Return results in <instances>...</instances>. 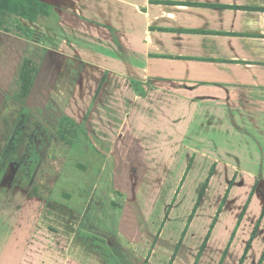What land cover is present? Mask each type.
I'll return each instance as SVG.
<instances>
[{
    "label": "crops",
    "instance_id": "0c3cea01",
    "mask_svg": "<svg viewBox=\"0 0 264 264\" xmlns=\"http://www.w3.org/2000/svg\"><path fill=\"white\" fill-rule=\"evenodd\" d=\"M41 1L55 7L70 42L47 46L24 99L31 108L55 114L59 123L63 116L74 119L81 129L69 149L83 153V158L73 163L78 168L73 180L75 194L66 186L57 187L58 200L51 190L40 195L32 184L46 155L34 153L33 147L44 145L41 137L48 144L55 129L40 122L28 126L25 132L29 133H24L3 175L0 173V264H110V256L99 248L98 237L90 230L98 224L94 201L99 182L109 191L121 192L119 204H104L102 220L110 224L116 217L120 235L134 248L133 264H154L167 220L159 232H149L144 218H150L155 208L138 197L137 180L154 172L161 191L166 179L172 178L181 149L189 152L185 158L189 166L170 210L187 181L194 180L197 193L203 192V196L175 250H168V257L175 253L171 264L183 254L215 178L241 183L246 176L252 180L251 198L258 199L260 213L244 264L264 228V173L244 168L239 159L221 156L219 145L211 140L210 150L201 149L207 147L204 144L210 136L201 135L202 130L194 125L198 126L200 116L203 120L206 116L204 128L210 129L212 116H223L228 123L225 128L249 135L264 157V0ZM4 29L0 27V49L8 51ZM77 53L85 57L79 58ZM164 129L171 135L162 136L165 146L176 141L179 147L168 161L149 159L148 149ZM35 131L40 132L37 142ZM91 171L95 182L91 180V187L84 188L85 176ZM63 175L71 182L72 175L65 171ZM228 188L232 190L229 184ZM221 195L214 197L210 209L224 208ZM117 206L120 212L114 217ZM221 209L213 224L208 223L205 246L196 264L208 253ZM239 230L240 226L230 246L222 250L219 264H226ZM109 234L100 240L111 242L112 248L113 233ZM143 246L151 248L147 258L145 253L141 255ZM201 248H186V256L192 258L189 264Z\"/></svg>",
    "mask_w": 264,
    "mask_h": 264
},
{
    "label": "rangeland",
    "instance_id": "374dc122",
    "mask_svg": "<svg viewBox=\"0 0 264 264\" xmlns=\"http://www.w3.org/2000/svg\"><path fill=\"white\" fill-rule=\"evenodd\" d=\"M0 17L4 20L3 22H5L3 26H5L4 30L7 31H5L7 35H5L4 38L6 43H9L10 46L8 51H5V49L2 51L0 49V173L3 175V172L7 168V162L23 140L24 133H29L25 132L28 126L31 124L34 125L36 122L44 123L55 130L52 140L48 144H46L43 137H41L44 145L41 147H33L34 153H40L42 151L41 153L44 152L46 156L44 163L40 166L37 177L34 178L32 188L40 193V195L43 192L47 194L49 193L48 191L51 190L50 192L55 194L54 197L56 200H58L59 195V193L57 194L58 190L56 191V189H58L57 187L61 190L68 186L67 188L75 194L76 189L74 188L75 182L73 180L74 172H78V170L75 171L76 165L74 166L73 163L78 157L83 158V153L78 151L72 152L69 149L73 144L68 145L65 141L70 139L71 135L67 134V140L62 139L60 123L55 114L43 113L38 108H31L26 104L24 99L25 81L21 78V73L24 69L23 64L27 59L34 63V65L39 64L47 51V46H58L57 43H63L65 40L66 42H70L68 38L69 31L60 25L59 19H57L53 12L48 16H39L36 22H31L27 19L23 20L21 16L11 11H2ZM29 29L31 32L28 36L27 32H29ZM10 33L13 36H11ZM60 52L62 53V51ZM119 52L121 55H125V52L121 50ZM83 56L85 57V55L77 53V57L81 58ZM31 75L32 74L29 76ZM205 119L203 120L202 116H200L196 122L198 126L194 125V129L199 131L202 130L201 135L210 136L209 141L204 144L207 145V147L201 149L210 150L212 147L209 144L212 141L215 145H219L217 149L220 150L219 153L221 156L233 159L234 161L239 159L244 168L254 171L261 170V172L264 173L262 168V166H264V157L259 152L260 147L255 144L254 140L249 135H245L244 132L239 135L233 134L229 127L225 128L228 123L223 116H212L211 122H214V126H210V129L205 127L206 131H204ZM218 120L220 122H218ZM209 122L210 120L207 121V124ZM67 128L72 129L70 123L67 124ZM165 130L166 129L161 131V136L156 141L154 147L148 149V155L151 156L149 159H152V157H160L161 160L168 161L169 155L171 157L175 150H177V147H179L178 145L180 143L176 145V141L174 145L169 144L165 146V139L162 136L164 134L169 137L171 136L170 133L168 132L167 134ZM39 135L40 132L35 131V142L40 139ZM217 139L218 143L216 142ZM199 144L202 143H198V145ZM20 148L21 147H19V152H21L22 149ZM177 153H179L177 167L173 170V173H171L172 178L166 179L161 187V191L159 188V181L153 175L154 172L153 174L150 173L139 177V180H137L139 182L138 197L145 202H150V205L155 208L150 218H144L146 224H148L147 226H150L149 232L151 234H153L155 230L159 232L162 225L167 220L162 235L164 236V241L162 242V247L160 250L158 249L155 255L154 264L171 263L170 259L172 258L170 257L172 256L168 257V250L171 248L174 251L180 238L183 236L200 193H197V185L194 180L187 181L188 184L186 182L187 186L185 184L182 188L174 210H170L171 204L176 198V193L183 180L184 173L189 166V162H185V158H187V155L189 156V152L187 154L186 150L181 149ZM69 155H72L71 158H69ZM67 160L68 163L66 164ZM64 171L67 172V175H72L71 182L63 175ZM94 173L95 172L91 171V173L85 176L87 177V183L84 188L89 186L88 182L91 183V180L93 182L92 184H94L96 179ZM214 181L213 190L204 207L200 208L197 214L198 218H196L194 222L195 225L188 233L185 241V250L188 247L187 250L191 251L194 249L195 251L197 247L199 248L202 246V243H204L208 235L209 221L211 220V224H213L215 217L219 214V209H221V206L215 210L210 209L212 205H214L212 200L214 197L218 198V194L221 195V193L225 191L223 196L221 195L222 198L220 197L221 200L219 199V201L224 200L222 204L224 208L221 209L220 220L212 235V240L207 251L208 253L204 256L201 264H219L224 254L222 250H226L230 246L232 237L239 226V237L232 246L233 251L228 257L226 264H240L248 243H252V236L258 221L257 215L260 213V203L258 199L256 200L253 198L252 200V193L250 192V181L252 182V180L246 178V176L242 178L241 183L238 181L235 183L232 179L221 177L215 178ZM113 182L115 183V179L112 178V183ZM105 184L108 185V182ZM228 184L229 186L231 185V191H229ZM218 187L220 188L219 191ZM34 189L31 191V194ZM258 197L262 199L263 196L259 193ZM120 199L121 192L118 191V189L109 191L103 182L97 184L95 188L94 204L96 205L98 224L97 226H92L90 230L98 237L99 248L110 256V264H133L131 257L134 248L125 243L126 239L124 235H120L119 227L116 224L117 219L115 216H118L120 212L118 206L114 211L115 218L112 219V221H108L110 224H106L102 220V216L106 212V208L103 207L104 204H109V206H111L113 203L115 206L119 204L118 202L121 201ZM110 208L111 207H109L111 213L112 209ZM245 210L247 211L246 216ZM212 213L213 216H211ZM167 217L168 219H166ZM84 228H86V226ZM109 232L113 233L114 242H112V248L111 242L108 243L104 240H100L101 236L108 237V235H110ZM95 243L97 244L96 240ZM172 244L174 245L172 246ZM125 246H127V248H125ZM150 250L151 248L148 249L143 246L140 250L141 255L145 253L147 258ZM185 250L181 256H177L176 264H187V262L189 264L191 261L192 258L186 256L187 252ZM263 253L264 228L257 241L253 244L252 250L244 264L263 263ZM197 255L194 256L191 264L195 263Z\"/></svg>",
    "mask_w": 264,
    "mask_h": 264
},
{
    "label": "trees",
    "instance_id": "16d2710c",
    "mask_svg": "<svg viewBox=\"0 0 264 264\" xmlns=\"http://www.w3.org/2000/svg\"><path fill=\"white\" fill-rule=\"evenodd\" d=\"M2 11L14 12V13L18 14L19 16H21L22 18H25L31 22H36L38 20L39 16L51 15L52 12L57 17V19H59V16L55 11V7L51 4L43 2L41 0H0V14ZM3 21L4 20L0 17V27H3V24L5 23ZM30 32H31V30L29 29V32H27V35L30 34ZM23 68L24 69L21 73V78L25 81L24 96H26L29 92V89H30L32 83H33V80L36 76V73L39 69V64L34 65V63H32L29 59H27L23 64ZM30 74H32V75L29 76ZM69 123L71 124L72 129L67 128V124H69ZM60 128H61L60 130H61V135H62L63 140H67V134L71 135L70 139L65 141V143L67 142L68 145H72L76 135L78 134V132L81 129V126L74 119H72L68 116H63L60 120ZM207 182H208V180H207ZM207 182H206V184H207ZM202 196H203V192L200 194V196L198 198V201H197L195 208H194V210H193V212L189 218V221L193 218V215L196 211V208H197ZM215 220H216V217H215L214 221ZM254 231H256V228ZM250 244L251 243H248V245L246 247L244 255L241 259V263H242L245 255H246V253L250 247ZM204 246H205V242L202 245L201 251L199 252V254L196 258L195 264L198 262L200 255H201V252L204 249ZM262 257H264V253H263ZM174 258H175V253L171 259V263L174 261Z\"/></svg>",
    "mask_w": 264,
    "mask_h": 264
}]
</instances>
